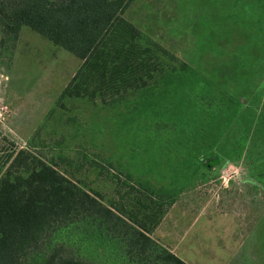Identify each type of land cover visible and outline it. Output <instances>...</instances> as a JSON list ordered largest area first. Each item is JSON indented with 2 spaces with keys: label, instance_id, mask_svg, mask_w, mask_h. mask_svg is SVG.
<instances>
[{
  "label": "rangeland",
  "instance_id": "374dc122",
  "mask_svg": "<svg viewBox=\"0 0 264 264\" xmlns=\"http://www.w3.org/2000/svg\"><path fill=\"white\" fill-rule=\"evenodd\" d=\"M122 17L223 100L194 80L146 112L136 97L59 101L80 61L22 27L0 55V175L9 152L28 148L104 204L142 214L137 197L120 199L130 174L172 191L150 236L185 263L264 264V0H133ZM209 154L222 158L211 173Z\"/></svg>",
  "mask_w": 264,
  "mask_h": 264
},
{
  "label": "trees",
  "instance_id": "16d2710c",
  "mask_svg": "<svg viewBox=\"0 0 264 264\" xmlns=\"http://www.w3.org/2000/svg\"><path fill=\"white\" fill-rule=\"evenodd\" d=\"M132 2L0 0V55L9 58L28 27L75 56L80 66L59 101L107 96L112 105L136 97L134 105L146 112L153 98L176 95L194 80L204 96L215 92L223 100L216 82L160 45L140 42L139 30L122 17ZM201 162L211 173L222 158L209 154ZM2 166L0 264H187L150 236L175 202L172 191L130 174L129 182L117 180L118 192L128 189L120 199L137 197L140 214L120 202L104 204L28 148L9 152Z\"/></svg>",
  "mask_w": 264,
  "mask_h": 264
}]
</instances>
